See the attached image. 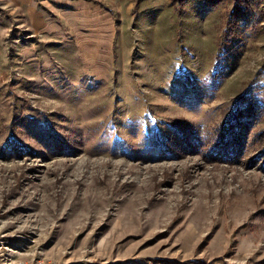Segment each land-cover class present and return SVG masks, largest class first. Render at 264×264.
<instances>
[{"label": "rangeland", "instance_id": "1", "mask_svg": "<svg viewBox=\"0 0 264 264\" xmlns=\"http://www.w3.org/2000/svg\"><path fill=\"white\" fill-rule=\"evenodd\" d=\"M3 2L0 264H264V0H127L75 59Z\"/></svg>", "mask_w": 264, "mask_h": 264}, {"label": "crops", "instance_id": "2", "mask_svg": "<svg viewBox=\"0 0 264 264\" xmlns=\"http://www.w3.org/2000/svg\"><path fill=\"white\" fill-rule=\"evenodd\" d=\"M126 2L127 0H101L100 2L88 0H6L3 3L10 5L12 10H23L20 11L23 21L29 27L31 34L43 38V44L37 46V49L45 46L46 50L51 49L50 51H54L62 57L65 55L75 59L78 58L79 50L82 49L81 46L85 41L89 42L92 50L101 48L99 44L102 36L107 37L111 34V41H113L112 37H115L113 34L116 32L113 25L115 13H122V18H124V12L130 11L132 8V5ZM0 28L3 29L2 26ZM46 44L48 45L46 46ZM27 48L29 47H26L25 54L19 55L20 60L29 61L32 59L33 48H29L28 51ZM83 48L85 49V47ZM52 56L53 59H57L54 54ZM34 58L35 60L43 58L46 61L50 59L46 54H42V57L35 55ZM81 59L83 60L84 57L82 56Z\"/></svg>", "mask_w": 264, "mask_h": 264}, {"label": "built area", "instance_id": "3", "mask_svg": "<svg viewBox=\"0 0 264 264\" xmlns=\"http://www.w3.org/2000/svg\"><path fill=\"white\" fill-rule=\"evenodd\" d=\"M88 1H92V2H100L101 0H88Z\"/></svg>", "mask_w": 264, "mask_h": 264}, {"label": "trees", "instance_id": "4", "mask_svg": "<svg viewBox=\"0 0 264 264\" xmlns=\"http://www.w3.org/2000/svg\"><path fill=\"white\" fill-rule=\"evenodd\" d=\"M244 1H245V3H247L248 0H244Z\"/></svg>", "mask_w": 264, "mask_h": 264}]
</instances>
